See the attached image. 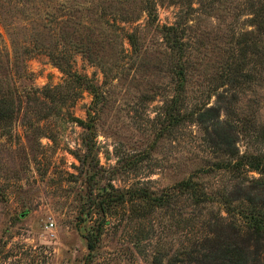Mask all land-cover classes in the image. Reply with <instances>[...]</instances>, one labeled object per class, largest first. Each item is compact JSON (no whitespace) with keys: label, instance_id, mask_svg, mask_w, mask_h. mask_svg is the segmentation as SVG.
I'll use <instances>...</instances> for the list:
<instances>
[{"label":"rangeland","instance_id":"obj_1","mask_svg":"<svg viewBox=\"0 0 264 264\" xmlns=\"http://www.w3.org/2000/svg\"><path fill=\"white\" fill-rule=\"evenodd\" d=\"M154 1L149 17L147 0H0V80L35 90L0 126V264H186L206 216L154 198L218 159L197 116L229 63L257 66L236 111L264 127V42L242 54L258 0ZM176 22L182 50L164 36Z\"/></svg>","mask_w":264,"mask_h":264},{"label":"trees","instance_id":"obj_2","mask_svg":"<svg viewBox=\"0 0 264 264\" xmlns=\"http://www.w3.org/2000/svg\"><path fill=\"white\" fill-rule=\"evenodd\" d=\"M147 1L149 17H155L157 1H154V5L151 0ZM250 6L256 28L243 33L246 39L241 47L242 54L248 51L256 54L263 49L264 41H261L258 33L264 37V0ZM126 36L134 46L136 33L127 32ZM164 36L179 50L186 44L184 28L179 22L166 26ZM5 61H9L8 57ZM1 64L5 69L0 58V67ZM258 66H262V63ZM226 67L222 84L227 86L217 93L216 102L199 109L197 116L200 124H207L206 131L211 129L206 139L210 143V152L218 159L207 167L197 169L195 175L182 179L170 191L154 198L159 201L158 204L168 205L176 197L179 202L192 207L194 217L206 216L197 222L202 225L201 229L192 228L194 236L179 253L182 256L178 262L186 264H264V127L258 126L248 115L236 111L239 90L242 92L247 82H243L242 78L252 79L259 70L256 66L251 67L249 72L245 71L244 60L234 61ZM62 70L68 72V69ZM73 75L69 73L65 81ZM89 87L95 90L91 85ZM61 88V85H57L48 89L47 95L51 101L64 99L66 92ZM34 91H19L14 85L0 80V126L11 122L13 114L22 107L24 97L30 98ZM221 110L224 111V118H221ZM240 138L246 139L254 151H241L237 144ZM212 172L220 174V184L215 187L200 179L201 174ZM213 204H216L217 210H207ZM88 247L93 250L92 241L88 242Z\"/></svg>","mask_w":264,"mask_h":264}]
</instances>
